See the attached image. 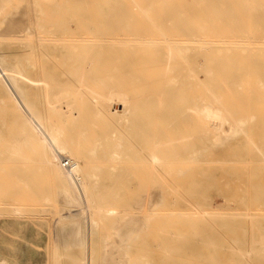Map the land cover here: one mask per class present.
Returning <instances> with one entry per match:
<instances>
[{"label":"bare ground","instance_id":"6f19581e","mask_svg":"<svg viewBox=\"0 0 264 264\" xmlns=\"http://www.w3.org/2000/svg\"><path fill=\"white\" fill-rule=\"evenodd\" d=\"M216 135L223 163L264 164V0H0V212L70 202L51 148L90 210L74 252L52 219L50 264H264V210L198 212L220 206L206 196L218 175L241 176L192 175L199 156L184 157ZM261 166L244 179L251 207Z\"/></svg>","mask_w":264,"mask_h":264},{"label":"rangeland","instance_id":"374dc122","mask_svg":"<svg viewBox=\"0 0 264 264\" xmlns=\"http://www.w3.org/2000/svg\"><path fill=\"white\" fill-rule=\"evenodd\" d=\"M240 119L243 120V118L241 117L238 119L239 122H243L242 123L243 126H244V121H246L247 123L249 122V120L251 121V119H246V120L244 119L243 121H241ZM255 121L256 120H254V121L252 120V123L253 122L255 123ZM246 128H248L247 125L244 128L246 134L248 132L250 135H253V130L250 128L251 130L248 131V129H246ZM221 130H220L221 132L219 131V134L222 136H226L227 138H231L233 135H235V132H233L232 130L229 129L228 124H224L222 126ZM241 135H242V133H241ZM216 136H217V138L216 137H214V138L209 137L203 146H201V147L199 146L198 148L192 149L189 153H187L186 157H184V158H187L188 155H194V156L198 155L199 156L196 163H194L192 165H187V166H191L192 175L197 176V174L201 170L202 171H210L213 169L220 170L222 168L225 169L228 166L226 169H229L231 167L230 170H234V171L238 172V174H241V176H240V179L234 180L233 183L231 182L229 184V183H225L226 178L218 177L219 176L218 175L217 181H219V182L216 181L217 182L216 183L217 188L215 186L214 187L215 189L214 188L211 190L209 189L206 193V196L211 198V199L212 198L216 199L217 197L220 199H223L220 201L221 204L220 203L218 204L220 206L214 210L210 209V208L200 209V210H198V212H203V213H206V212L211 213L212 212L213 213V212H219L221 210V212H219V213H228V212L230 213V212H232V214H247V211H248L247 215L250 214V215L254 216V215L260 214L264 210V208H261L263 206H261L260 204H257V205H252V207H253L252 208L250 203H249L250 207L247 205L249 200H247L248 202H246V198H249L251 196V193H250L251 191L249 188V183L246 186L245 184H247V183L244 181V179L247 180V178H248L246 176L247 175L246 171H250L253 168H258L259 166H261L260 165L261 163H258V162L250 163L249 162V165L245 164V163H242V164L231 163V162L227 163V164L223 163L224 158L226 157L227 154H230V151L224 147L219 148V149L211 147L213 145V142H215L217 139H219L218 135H216ZM195 151H196V154H195ZM51 152L55 157L57 156L56 160H57V163L59 165V169L65 178V183H66L67 187L69 188V191L72 194L71 200H73L74 203L71 200H70V202H68V201L63 202L62 201V203H60V202L58 203L56 200L53 199V196L50 195V198H51L50 202L51 203H48V204H50L51 209L49 210V212L47 211V209L42 208L41 206H39V204L34 203V202L33 203L31 202V205H29L30 204L29 202L24 203L25 205L23 204L22 206L18 207L19 210L17 212H14V213L13 212H0V264H50V261L48 260V258L50 257V255H49L50 246L49 245H51L50 243L52 240L50 239V234H49L50 232H49L48 226H49L50 222L52 221V219H54V222L59 220L57 223L58 226L56 227L55 240L53 241V243H55V244L57 243L58 245H62L64 243L67 246H71L72 248H70V250L68 249L69 251L72 250V252H74L76 250V248H74V247L77 246V243L78 244L82 243V241L80 240L81 235L83 236L85 233L87 234V232H88V228H89V224H90V222H89L90 221V217H89L90 216L89 215L90 210H89V207H86L88 205L85 204L86 199L84 200L85 196L83 195L81 188H80L81 185L83 184V180H81L80 178H76L73 174H70L69 168L63 167V163L65 161H67L66 159L59 158L58 155L55 154V152L52 148H51ZM197 152H198V154H197ZM202 155L204 156V159H203ZM221 159H222V163H221L222 166L220 164ZM246 163H248V162H246ZM1 164H3V162ZM14 165L15 164L13 162L4 163L5 167H8V166L12 167ZM207 165L208 166L213 165V169L209 168V170H208ZM237 165H239V166H237ZM2 166L3 165H0V167H2ZM92 166H93V170H94L95 174L96 175L99 174L98 178L101 177V180H104V177L105 176L107 177V172L109 170L108 168L111 165L95 161ZM214 167H216V168H214ZM238 167L241 168L243 171L241 169H239ZM250 167H251V169H250ZM261 167L263 169L261 173H263V174L259 177V180L264 184V164L263 163H262ZM258 169L261 170L260 168H258ZM103 170L105 172H102ZM101 173H102V175H104L105 173L106 174H105V176H102ZM223 179H224V183L221 182V181H223ZM33 180H35V181H33ZM33 180L32 181L35 183V186L37 187V189L44 190V189H42V187L44 185V182L46 181V178L44 177L43 174L40 173L38 175H35ZM185 183H186V179H183V190L185 187ZM222 184L224 186H222ZM218 185H219V187H218ZM225 185H229V187H225ZM229 188H231V189H229ZM233 193H234V195H233ZM214 196H215V198H214ZM224 197H225V199L226 198H228V199L225 200ZM236 200H238V201H236ZM244 200L246 202L247 207L241 206V205H243ZM194 201H196V200H189V202H187V203L194 205ZM71 202L73 203V206H72ZM69 204H71V205L69 206ZM185 204H183V213H186V211L187 212H190V211L193 212L194 211V208H190V209L185 210L184 207L187 205V204L186 205ZM226 205H228V206H226ZM237 205H239V206H237ZM57 207H59V208H57ZM229 208L231 210H229ZM233 208L235 209V211ZM237 208L238 209L240 208L239 209L240 211ZM208 209H209V211H207ZM248 209H250V210L253 209V211L251 210L252 211L251 212ZM88 210H89V212H88ZM210 210H212V211L210 212ZM216 210H218V211H216ZM242 211H243V213H242ZM259 211H261V212H259ZM57 212H58V214H57ZM73 218H75V219H73ZM244 224H245L244 227L246 226L245 229L249 230V231H247V238H250V236L253 234V231H251V230L254 229V228L251 229V227H253V222H250L248 219L247 220L245 219ZM249 232H250V234H249ZM66 235L68 238L66 237ZM57 238H58V241H57ZM73 243L76 245H73ZM100 247L103 248V245H100ZM108 249H109L108 247L104 248V250H107V251H108ZM60 262L62 264H67V263L63 262V257L60 259Z\"/></svg>","mask_w":264,"mask_h":264},{"label":"built area","instance_id":"2783aa9c","mask_svg":"<svg viewBox=\"0 0 264 264\" xmlns=\"http://www.w3.org/2000/svg\"><path fill=\"white\" fill-rule=\"evenodd\" d=\"M63 167H67V168H69V163H68V161H65V162L63 163Z\"/></svg>","mask_w":264,"mask_h":264}]
</instances>
